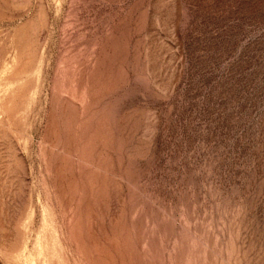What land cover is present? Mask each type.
<instances>
[{"label": "rangeland", "instance_id": "374dc122", "mask_svg": "<svg viewBox=\"0 0 264 264\" xmlns=\"http://www.w3.org/2000/svg\"><path fill=\"white\" fill-rule=\"evenodd\" d=\"M0 264H264V0H0Z\"/></svg>", "mask_w": 264, "mask_h": 264}]
</instances>
